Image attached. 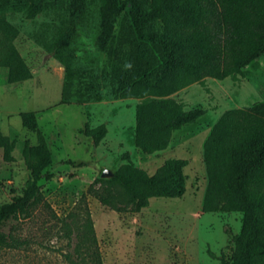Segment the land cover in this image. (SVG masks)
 Instances as JSON below:
<instances>
[{
    "label": "rangeland",
    "instance_id": "obj_1",
    "mask_svg": "<svg viewBox=\"0 0 264 264\" xmlns=\"http://www.w3.org/2000/svg\"><path fill=\"white\" fill-rule=\"evenodd\" d=\"M10 5L0 24L18 32L13 43L33 78L9 84L8 68H0V131L15 158L6 163L0 150V207L22 195L34 173L52 178L40 181L44 203L2 229L9 245L0 246V264H234L244 216L202 212L204 145L225 112L264 102V57L238 80L206 79L173 94L204 115L174 132L167 150L145 155L135 146L139 100L117 97L129 58L123 35L102 37L105 0ZM21 113H34L37 128L25 127ZM102 125L107 134L95 145L87 131ZM125 153L150 177L168 160H186L184 194L130 211V197L110 184Z\"/></svg>",
    "mask_w": 264,
    "mask_h": 264
},
{
    "label": "trees",
    "instance_id": "obj_2",
    "mask_svg": "<svg viewBox=\"0 0 264 264\" xmlns=\"http://www.w3.org/2000/svg\"><path fill=\"white\" fill-rule=\"evenodd\" d=\"M14 1L3 0L0 12L12 9ZM105 2L102 37L106 42L109 37L122 39L123 35L125 41L120 48H125L129 58L120 68L125 89L117 97L139 100L135 146L145 155L167 150L174 132L204 115L200 109L186 111L171 97L173 94L206 79L238 80L264 57V0ZM17 35L7 23L0 24V68H8L9 84L33 78L14 46ZM20 116L25 127L37 128L34 113ZM87 134L99 145L107 128L102 125ZM0 150L6 163L15 161L14 144L1 131ZM122 158L126 163L115 172L110 184L130 197V211L147 208L152 198L184 194L186 160H168L150 177L133 163L129 153ZM204 161L208 185L202 212L242 213L243 232L237 240L234 264H264V102L225 112L205 142ZM82 166L85 164L76 167ZM43 178L50 180L52 176L34 173L22 195L0 207V246L9 245L2 229L10 221L29 217L32 209L44 203ZM99 199L109 203L107 198Z\"/></svg>",
    "mask_w": 264,
    "mask_h": 264
}]
</instances>
